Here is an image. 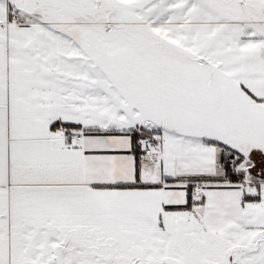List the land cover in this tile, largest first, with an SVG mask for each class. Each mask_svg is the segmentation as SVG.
<instances>
[{"label": "snow or ice", "instance_id": "snow-or-ice-1", "mask_svg": "<svg viewBox=\"0 0 264 264\" xmlns=\"http://www.w3.org/2000/svg\"><path fill=\"white\" fill-rule=\"evenodd\" d=\"M0 264H264V0H0Z\"/></svg>", "mask_w": 264, "mask_h": 264}]
</instances>
